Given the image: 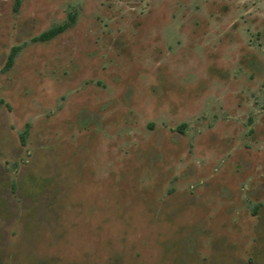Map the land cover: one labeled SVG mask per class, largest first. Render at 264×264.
I'll return each mask as SVG.
<instances>
[{
  "label": "rangeland",
  "instance_id": "374dc122",
  "mask_svg": "<svg viewBox=\"0 0 264 264\" xmlns=\"http://www.w3.org/2000/svg\"><path fill=\"white\" fill-rule=\"evenodd\" d=\"M0 264H264V0H0Z\"/></svg>",
  "mask_w": 264,
  "mask_h": 264
},
{
  "label": "trees",
  "instance_id": "16d2710c",
  "mask_svg": "<svg viewBox=\"0 0 264 264\" xmlns=\"http://www.w3.org/2000/svg\"><path fill=\"white\" fill-rule=\"evenodd\" d=\"M65 28V24H61V25H55L53 27H51L50 29L42 32L39 35L40 39H49L51 37H53L54 35H56L57 33L61 32L63 29Z\"/></svg>",
  "mask_w": 264,
  "mask_h": 264
}]
</instances>
